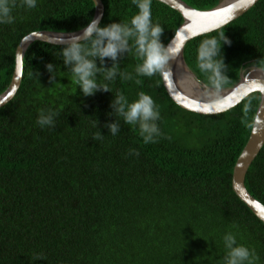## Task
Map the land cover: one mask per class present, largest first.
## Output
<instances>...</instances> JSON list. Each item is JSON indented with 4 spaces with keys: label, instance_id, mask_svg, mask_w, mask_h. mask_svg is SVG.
I'll return each mask as SVG.
<instances>
[{
    "label": "trees",
    "instance_id": "16d2710c",
    "mask_svg": "<svg viewBox=\"0 0 264 264\" xmlns=\"http://www.w3.org/2000/svg\"><path fill=\"white\" fill-rule=\"evenodd\" d=\"M102 1L101 27L128 24L139 11L133 0ZM185 1L205 9L221 0ZM21 3L15 0L13 23L0 24V93L11 82L26 34L74 31L95 12L93 0H36L31 9ZM150 10L153 25L164 29L160 40L166 47L183 16L155 0ZM223 34L231 43L222 44L215 58L226 65L216 87L211 73L198 66V49L207 39L221 44ZM62 47L31 45L20 87L0 108V264H224L227 234L255 251V264H264V223L233 187L259 93L221 113L186 110L166 91L161 72L136 73L142 61L132 47L118 58L115 79L105 80L103 71L95 78L110 92L85 97L63 64ZM186 58L199 80L213 88L234 84L247 63L264 68V0L191 39ZM96 64L101 66L99 59ZM103 66L112 61L105 58ZM141 92L159 112L154 142L145 143L139 126L126 124L110 107L118 93L131 103ZM41 110L56 113L54 127L37 123ZM114 121L120 130L112 135L105 125ZM196 137L204 141L197 145ZM246 185L264 205V148ZM37 254L43 259L34 260Z\"/></svg>",
    "mask_w": 264,
    "mask_h": 264
},
{
    "label": "clouds",
    "instance_id": "9594fccd",
    "mask_svg": "<svg viewBox=\"0 0 264 264\" xmlns=\"http://www.w3.org/2000/svg\"><path fill=\"white\" fill-rule=\"evenodd\" d=\"M249 2L254 3L255 0H249ZM133 3L139 11L128 24L119 22L101 27L99 18L91 19L79 34H73L67 40H64L62 35L59 39V42L64 45L60 49L63 64L70 69L74 82L78 85L83 96H92L97 91L110 92L107 85H98L95 78L103 71L105 80L115 79L118 58L129 52L132 47L142 61L137 65L136 73L144 76L163 72L170 59L177 53L179 46H173L175 37L167 47L161 43L160 37L164 29L159 25H153L151 21V0H133ZM25 6L29 9L35 8L36 0H22L21 7ZM14 7H16L15 0H0V24L13 23L14 18L11 12ZM221 39V44H218L215 38L204 40L198 49V66L202 72L211 73L210 82L216 87H219L220 84L222 66L226 67V65L223 58L219 61L215 58L221 55L222 44L231 43L224 34ZM130 40L133 41L131 47ZM105 58L112 61L111 67L103 66ZM97 59L100 61V67L96 64ZM245 67L259 68L262 72L264 70L262 66L253 62L245 64L243 68ZM46 69L52 74L54 65L49 63L46 65ZM120 75L123 79H131L130 75L123 73ZM136 82L140 83L139 80ZM110 107L114 113L123 118L126 124L139 126L140 135L145 143L154 142V137L159 134L155 124V121L159 119V112L155 109L154 101L149 95L141 92L137 100L129 103L122 94L118 93ZM55 115L56 113L51 110L48 112L41 110L37 123L41 127H54ZM105 127L112 135L117 134L120 130L119 124L115 121L106 124ZM102 136L101 133H98L96 138L100 139ZM130 154L139 155L134 150H131ZM223 239L227 250L224 264H255L258 257L254 250L237 245L235 237L231 234L225 235ZM42 259L43 256L40 254L34 256V260Z\"/></svg>",
    "mask_w": 264,
    "mask_h": 264
},
{
    "label": "water",
    "instance_id": "95a60500",
    "mask_svg": "<svg viewBox=\"0 0 264 264\" xmlns=\"http://www.w3.org/2000/svg\"><path fill=\"white\" fill-rule=\"evenodd\" d=\"M163 2L179 11L183 22L168 42L175 37L173 46H179L177 53L170 59L162 73L163 84L174 102L186 110L200 114H215L224 112L242 101L250 93H259L260 102L254 117L249 140L242 150L234 167L233 187L238 197L246 203L248 208L264 223V205L249 192L246 185L247 174L255 160L264 148V70L255 75L243 68L240 78L228 87L213 88L199 80L197 73L191 68L186 58L188 42L200 35L220 29L232 20L241 16L254 3L249 0H221L217 5L199 9L191 6L185 0H155ZM95 12L92 19L104 15L102 0H93ZM83 27L74 31H36L29 32L21 40L16 53V67L9 86L0 94V108L8 103L17 93L24 74V59L28 48L36 42L63 45L59 39L67 40L73 34H79ZM166 46V47H167ZM184 70L192 72L201 83L200 89H194L183 77ZM208 91V92H207ZM259 121V123H257Z\"/></svg>",
    "mask_w": 264,
    "mask_h": 264
},
{
    "label": "bare ground",
    "instance_id": "6f19581e",
    "mask_svg": "<svg viewBox=\"0 0 264 264\" xmlns=\"http://www.w3.org/2000/svg\"><path fill=\"white\" fill-rule=\"evenodd\" d=\"M231 1H235V0H231ZM248 70L253 72V74H255V75L260 74L259 68L250 67ZM183 77L187 80V82L189 83L188 85H190V87H192L194 89H200L201 88V85H200L201 83L198 81L197 77L192 72H190L189 70H184Z\"/></svg>",
    "mask_w": 264,
    "mask_h": 264
},
{
    "label": "rangeland",
    "instance_id": "374dc122",
    "mask_svg": "<svg viewBox=\"0 0 264 264\" xmlns=\"http://www.w3.org/2000/svg\"><path fill=\"white\" fill-rule=\"evenodd\" d=\"M203 141H204V140H200L199 137L194 138V142H195L197 145L201 144Z\"/></svg>",
    "mask_w": 264,
    "mask_h": 264
}]
</instances>
